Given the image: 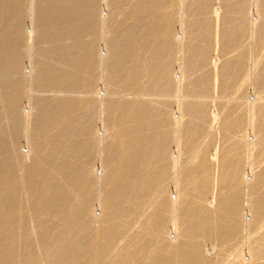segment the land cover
<instances>
[{"label":"bare ground","instance_id":"1","mask_svg":"<svg viewBox=\"0 0 264 264\" xmlns=\"http://www.w3.org/2000/svg\"><path fill=\"white\" fill-rule=\"evenodd\" d=\"M213 2L0 0V264H34L43 255V264H83L88 257L92 264H255L264 258V99H246L249 123L244 106L233 109L231 101L211 114L207 104L188 101L174 117L171 103L158 100L174 82L186 99L204 101L216 79L227 99L246 84L257 95L264 91V0H219L212 9ZM121 5L126 10L116 14ZM186 16L195 19L186 24ZM218 22L224 28L215 31ZM247 32L256 51L250 68L242 50ZM213 45L238 55L211 64ZM33 51L26 81L19 74ZM176 52L179 75L172 78ZM207 67L217 72L215 80ZM99 74L104 94L95 85ZM26 82L61 96L49 106L36 102L45 114L32 125V107L20 138ZM120 89L131 99L110 98ZM98 112L104 118L96 131ZM60 122L65 125L47 139ZM216 131L227 146L213 148ZM22 139L31 145L27 155ZM51 227L68 228L72 236L60 231L48 240ZM243 228L252 234L246 252L232 262L220 252L208 257V243L226 246ZM34 237L47 250L35 249Z\"/></svg>","mask_w":264,"mask_h":264},{"label":"rangeland","instance_id":"2","mask_svg":"<svg viewBox=\"0 0 264 264\" xmlns=\"http://www.w3.org/2000/svg\"><path fill=\"white\" fill-rule=\"evenodd\" d=\"M218 2H219V0H214V2H213V6H212V9H214L216 6H218ZM103 4H105V3H103ZM217 4V5H216ZM29 8V6L27 5V9ZM104 9V12H105V14L107 15V12H106V7H103ZM126 6L125 5H121V7H118V6H116L115 8H114V12L116 11V14L117 13H121L122 11H125L126 10ZM249 11L251 10V5H250V3H249V5H248V8H247ZM171 10V9H170ZM169 10V11H170ZM165 11H167V10H165ZM163 13H164V10H160L159 11V14H161V16H160V20H161V17L163 16ZM25 15V11L19 16L20 18L21 17H23ZM105 15V16H106ZM182 15L183 14H181V11L179 12V14H175L174 16H175V18H176V25H177V28L179 29V30H176V32H177V34L180 32V33H182L181 31H180V21L182 22ZM118 15H116L113 19L115 20L116 19V22H120L121 21V19L119 18V19H117L118 17H117ZM158 19V17L155 19V20H153L152 18H150L149 19V24H154V23H156V22H158L159 21V19ZM182 19V20H181ZM193 19H195V17H188V16H186L185 17V20H186V24H188V21L191 23V21H193ZM184 21V20H183ZM178 23V24H177ZM220 22H218V23H213V28H214V30L215 31H217V29L218 28H224V24L222 25V23H220ZM8 26H9V28L11 29V27H12V20L11 21H9V24H8ZM216 26H217V28H216ZM25 29H26V31L28 32V33H32V26H31V24H30V22H28L27 23V21H26V24H25ZM216 28V29H215ZM216 33V32H215ZM102 34H103V32H102ZM101 34V35H102ZM251 32H247V35L245 36V38L243 39L244 40V42H243V44H244V46L242 47V50L244 49V51L247 53V57L249 58H247V61H248V64H247V67L246 68H250L251 66H250V63H251V60H250V57H252V56H254V54L256 53V51H253V52H255V53H253L251 50H250V48L252 47L251 45H252V42H251V39H250V37H251ZM100 36V35H99ZM179 37L181 36L180 34L178 35ZM220 48L221 47H215L214 45H213V47H212V49H211V55H210V63L212 64V60H216V62L217 61H221V63H224V61H227V60H232V59H234L237 55H238V51H234V52H232V53H228V54H222L221 53V51H220ZM104 49H102V51H103ZM178 51V50H177ZM34 52V51H33ZM216 52V53H215ZM103 53V52H102ZM103 54H105V51H104V53ZM178 54H179V56H178ZM214 54V55H213ZM33 55V56H32ZM30 54V56H29V53H28V56H27V58L24 60V64H23V68H22V70H21V72H20V74H19V76L21 77V78H23V80H26V81H29V79H30V77H31V73L33 72L32 71V65L30 64V61H31V59H33L34 58V56H35V52L33 53V54ZM175 63H173L174 65H173V70H172V78H174L173 77V75H179V74H177L178 73V70H177V67H178V65H179V58H180V53H177L176 52V56H175ZM179 60V61H178ZM214 60V61H215ZM177 62H178V64H177ZM206 70L209 72V74H210V76H212L213 77V80H215V74H217V72H215L214 71V69H213V67H207L206 68ZM35 74V73H34ZM243 75H245V74H247L246 72H244V73H242ZM22 75H24V76H22ZM199 75H201V73L200 74H198V75H194V76H191V78H190V81L192 80V79H196V78H198V76ZM15 78H18V77H15ZM26 78V79H25ZM0 81H1V79H0ZM215 81H217V79L215 80ZM215 81L213 82V88H212V91H211V94H210V96H209V99H207L206 101H204V100H199V99H186L185 98V94H183V93H181V92H179V88L177 87V84H176V82H174V88H173V90L168 94V97H166V96H162V97H160L158 100H165V101H169V103H171V105H170V109H171V111H172V113H173V115H174V117H178L179 116V113H180V108L182 107V105H185L186 103H188V101H189V103L190 102H199L200 104H207V106H208V111L210 112V114H211V111L213 112L216 108V110H218V109H220L219 107H220V105L222 104V106L223 107H226L227 106V104H230V102L229 101H231V104H230V106H231V108H233V109H235L237 106H241V105H243L244 106V110H243V114L246 116L245 117V120H246V118H247V120H246V123H249V120H248V118H249V115H247V112L245 111L246 110V99H248V97H251L252 99H255V97H258L259 99H264V91H262L261 90V93L259 94V95H257V92H256V89H255V86H252V85H250V84H246L245 86H243L242 87V91H241V93H238V94H232V95H230L229 97H228V99L226 98H224L223 96H222V94H221V92H220V86H218V83L216 82L215 83ZM189 82H185L184 83V85H186V84H188ZM215 84H217V86H215ZM95 85H96V88H97V91L98 92H100L101 94H104V90L105 89H107V87H106V82L105 81H103V79H102V76L99 74L98 76H97V79H96V83H95ZM26 86H27V89H28V93H27V95L28 94H30V95H28L26 98H24V100H23V103L21 104V107H20V115L21 116H19V117H21L20 118V126H19V131H20V138H22L23 137V131L25 130V127H27V125H28V123H29V121H28V119L26 118V115H27V113H29L30 111H31V108L33 107L34 109H33V111H32V114H31V118H30V121H31V124L32 125H34L35 124V122L37 121V119L39 120V117H43V115L45 114L44 113V111H41V110H39V109H37L36 108V102H38L39 100H45V101H47L46 102V105H52V104H54L55 102H56V99L58 98V97H60L61 95H59V96H57V95H54V93H51V92H43V89L41 88L40 89V87H38V86H36V85H34V84H32V86H30V84H29V82H26ZM214 87H216V88H214ZM260 91V90H259ZM258 91V92H259ZM127 93L128 92H123L122 91V89H120V90H118V92H116V94L115 95H111V99H114V100H116V101H120V100H122L121 99V97L123 98V96L125 97V98H128V99H131V97L130 96H128L127 95ZM181 97H180V96ZM180 99H179V98ZM80 98H86V96L84 95H81L80 96ZM88 98H90L91 99V97L90 96H88ZM95 99H96V97H95ZM180 101H179V100ZM242 101H241V100ZM29 100V101H28ZM263 102V101H262ZM264 103V102H263ZM215 104L217 105V107L215 106ZM220 104V105H219ZM178 105V106H177ZM246 107V108H245ZM179 109V110H178ZM81 110H82V108L81 107H78L77 108V110H76V112H75V114L77 115V114H79L80 112H81ZM215 110V111H216ZM232 110V109H231ZM248 111V110H247ZM25 114V115H24ZM101 113H99L98 112V117H96V121H95V129H96V131L97 130H100V129H102V128H100L101 126H102V121H103V118H104V116L102 117V115H100ZM99 118V119H98ZM99 121V122H98ZM65 124H64V122H60L59 123V126H57L56 127V129L55 130H53V132H50L49 133V135L47 136H45V137H47V139L50 137V136H53L55 133H56V131L57 130H59L60 128H62L63 126H64ZM99 125V126H98ZM4 126H5V128H6V130H9L10 129V127H8L9 126V123H5L4 124ZM215 134V136H214V140H213V148L215 149V148H222L223 146L225 147V146H227V145H225V144H223L224 142H223V135L222 134H220L219 132H215L214 133ZM45 137H44V139H45ZM216 137H218V138H216ZM46 139V140H47ZM23 140V139H22ZM222 141V142H221ZM24 142V143H23ZM23 142H21V146H20V149H21V151H22V153L23 154H25V155H27L28 154V149H30L31 148V145H27L26 143H25V141L23 140ZM223 145V146H222ZM43 152L41 153V156L43 155V156H45L46 154H47V149H43L42 150ZM98 152H97V149H96V153L95 154H97ZM98 155V154H97ZM245 156H246V154H245ZM247 160H246V158H245V162H244V165H246V166H244V167H246V169L245 170H247V172H249V170H250V167L248 166V164H250L248 161L246 162ZM96 166H95V168L98 170V165H97V163L95 164ZM216 167H214V171L216 170L215 169ZM21 169H24V165H22V166H20V168H19V170H21ZM258 170H259V168H257ZM99 172H100V170H98ZM215 183V182H214ZM2 188L1 189H3L4 187H5V185L3 184L2 186H1ZM263 190H264V188H263ZM262 190V191H263ZM244 204V203H243ZM245 206H247V203H245ZM22 211L23 212H21V213H23V214H27L28 212H27V210H24V209H22ZM19 214H20V212H18ZM95 214L97 215V216H100L101 215V211H100V209L98 208V207H95ZM243 215H245V217H246V219L245 220H248V221H250V218H249V213L248 212H243ZM54 228V229H53ZM245 229V230H244ZM46 230H49L48 232L46 231V233H45V235H47L46 237L48 238V240H50V238H51V236H52V234L51 233H56V232H62L63 233V237L64 238H67V237H71L72 236V231L70 230V229H68V228H64V227H51V229H49V228H47ZM2 232H1V229H0V238H1V234ZM50 236V237H49ZM17 237L19 238V235H17ZM252 238V234L249 232V230H247L246 228H243V229H241V231H240V233H239V235H238V237L237 238H235V239H232V240H230L227 244H226V246H222L221 244L222 243H219V242H215V241H212V243H211V245H210V243H208L207 245H206V250L208 251V257H213V255H214V257H215V254L217 255L219 252L221 253V254H223V256H222V258L223 259H226V260H228V262H232L233 261V259H235L234 257H236L235 255L238 253V252H240V253H243V252H246V251H243L246 247L245 246H247V244H248V242L250 241V239ZM244 240V241H243ZM37 241V242H36ZM49 242V241H48ZM215 242V243H214ZM242 242H244V243H242ZM50 243V242H49ZM32 244H33V246L35 247V249H37L39 252L41 251H45V250H47V247H45V246H39V242H38V240L34 237V239H33V241H32ZM213 244V245H212ZM42 245V244H41ZM47 245H48V243H47ZM220 246H222V247H220ZM53 247V249H55V246H52ZM208 247V248H207ZM212 247V248H211ZM218 247V248H217ZM40 249V250H39ZM213 249H215V250H213ZM228 249V250H227ZM225 250V251H224ZM210 252V253H209ZM211 252H212V254H211ZM227 254H229L228 256H227ZM210 255H212V256H210ZM234 255V256H233ZM39 256V255H38ZM221 256V255H220ZM226 256V257H225ZM231 256H233L232 258H231ZM244 256H245V259L246 260H249V257H248V255L245 253L244 254ZM228 257V258H227ZM231 259V260H230ZM45 257H44V255L43 256H40V257H37L36 259H34V264H43L45 261ZM92 260H91V258H86L85 260H84V263L83 264H92V262H91ZM262 263H264V258L263 259H261V260H259V261H257L255 264H262ZM230 264H234V263H230Z\"/></svg>","mask_w":264,"mask_h":264}]
</instances>
